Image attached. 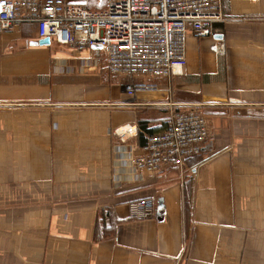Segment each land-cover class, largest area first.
<instances>
[{
    "label": "crops",
    "instance_id": "0c3cea01",
    "mask_svg": "<svg viewBox=\"0 0 264 264\" xmlns=\"http://www.w3.org/2000/svg\"><path fill=\"white\" fill-rule=\"evenodd\" d=\"M221 10L212 36L188 33L182 75L132 96L99 47L0 28V264H264V0ZM193 106L208 128L200 156L136 171L138 122L158 133ZM143 198L163 213L131 219Z\"/></svg>",
    "mask_w": 264,
    "mask_h": 264
},
{
    "label": "built area",
    "instance_id": "2783aa9c",
    "mask_svg": "<svg viewBox=\"0 0 264 264\" xmlns=\"http://www.w3.org/2000/svg\"><path fill=\"white\" fill-rule=\"evenodd\" d=\"M88 10L66 0H0V28L35 24L37 37L72 50L99 47L110 76H125L128 96L156 90L153 80L182 75L189 32L213 35L225 22L221 0H104ZM208 138L206 115L197 109L172 110L166 129L146 136L142 153L130 158L138 172L157 175L182 168L200 156ZM156 202L143 198L128 204L134 220L154 218Z\"/></svg>",
    "mask_w": 264,
    "mask_h": 264
},
{
    "label": "trees",
    "instance_id": "16d2710c",
    "mask_svg": "<svg viewBox=\"0 0 264 264\" xmlns=\"http://www.w3.org/2000/svg\"><path fill=\"white\" fill-rule=\"evenodd\" d=\"M100 5H101V9L103 7H105V1L101 0ZM198 110L201 111V109H198ZM137 128L140 129V131L147 132L149 135H151V134H153L155 132V131H152V130L147 128L146 122H138V127ZM109 231H110V227L109 228L102 227V231H101L100 234H101V236L106 237V236H108L110 234Z\"/></svg>",
    "mask_w": 264,
    "mask_h": 264
},
{
    "label": "water",
    "instance_id": "95a60500",
    "mask_svg": "<svg viewBox=\"0 0 264 264\" xmlns=\"http://www.w3.org/2000/svg\"><path fill=\"white\" fill-rule=\"evenodd\" d=\"M50 43L49 39L48 38H44V39H41L39 41V44L40 45H48ZM194 108H196L197 106H193ZM156 213L157 215H160L163 213V210H162V207L160 205V202H157V206H156Z\"/></svg>",
    "mask_w": 264,
    "mask_h": 264
}]
</instances>
